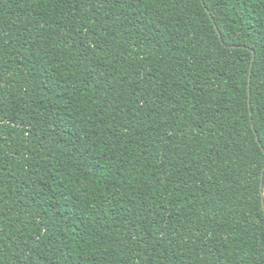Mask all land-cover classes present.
<instances>
[{
  "label": "trees",
  "instance_id": "16d2710c",
  "mask_svg": "<svg viewBox=\"0 0 264 264\" xmlns=\"http://www.w3.org/2000/svg\"><path fill=\"white\" fill-rule=\"evenodd\" d=\"M263 168L264 0H0V264H264Z\"/></svg>",
  "mask_w": 264,
  "mask_h": 264
},
{
  "label": "water",
  "instance_id": "95a60500",
  "mask_svg": "<svg viewBox=\"0 0 264 264\" xmlns=\"http://www.w3.org/2000/svg\"><path fill=\"white\" fill-rule=\"evenodd\" d=\"M252 61H253V58H252ZM252 65V64H251ZM250 87V77L248 78V89ZM250 116H251V112H250ZM258 140V139H257ZM263 171H264V168L262 170V174H261V184H260V189H261V199H262V203L264 205V191H263ZM263 209H264V206H263Z\"/></svg>",
  "mask_w": 264,
  "mask_h": 264
}]
</instances>
